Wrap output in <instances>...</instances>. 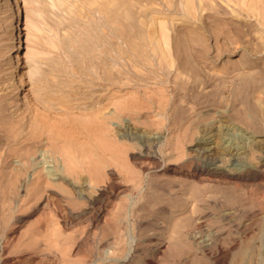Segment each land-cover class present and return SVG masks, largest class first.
I'll list each match as a JSON object with an SVG mask.
<instances>
[{"label":"rangeland","instance_id":"1","mask_svg":"<svg viewBox=\"0 0 264 264\" xmlns=\"http://www.w3.org/2000/svg\"><path fill=\"white\" fill-rule=\"evenodd\" d=\"M263 75L264 0H0V259L264 264Z\"/></svg>","mask_w":264,"mask_h":264},{"label":"bare ground","instance_id":"2","mask_svg":"<svg viewBox=\"0 0 264 264\" xmlns=\"http://www.w3.org/2000/svg\"><path fill=\"white\" fill-rule=\"evenodd\" d=\"M10 1V3L11 2H15V3H17L18 2V0H9ZM100 8V7H99ZM101 8H102V6H101ZM13 14V18H14V20H15V22H16V25H14L13 27H14V29H16V31H15V38L17 39V43L14 45V47H13V51H15V52H13V55L11 56L12 57V59H11V61H10V64L12 65V66H14V72H13V75H12V78L14 79V80H16V92H19V93H21V91L22 90H25V78H24V76H23V67H24V64H25V61H24V57L22 56V54L21 53H19V51L21 50L20 48H22V43H23V41H22V38H23V33H22V30H24V27L22 26V24H21V17H22V10L20 9V7H19V5H17V7H16V10L12 13ZM114 14V13H113ZM116 16V15H115ZM114 16V17H115ZM113 17V18H114ZM116 19V18H115ZM112 20H114V19H112ZM87 41H88V39H87ZM84 42H86V41H84ZM84 46H86V45H84ZM87 47V46H86ZM260 77V76H259ZM260 81H261V84H260V86L261 87H263L264 88V75L261 77V79H260ZM259 81V82H260ZM258 82V81H257ZM241 87V86H240ZM243 87V86H242ZM245 88V87H244ZM244 88H243V90H244ZM253 88V87H252ZM240 89V88H239ZM238 89V90H239ZM242 89V88H241ZM243 90H241V91H243ZM255 90V89H254ZM260 91H262L261 89H260ZM239 92H240V90H239ZM260 93V92H259ZM249 95V94H248ZM247 96V95H246ZM24 98H25V96H24ZM256 99H258V98H256ZM247 100V99H246ZM258 100H260V98L258 99ZM245 101V100H244ZM259 102V101H258ZM259 104H260V102H259ZM258 104V105H259ZM250 110H252V108L250 109ZM211 133H212V130H211ZM209 134V133H208ZM197 140V139H196ZM201 141H202V139H201ZM196 142V141H195ZM204 142V141H203ZM211 142V141H210ZM223 142V141H222ZM222 142H221V133H220V131H216L215 133H214V138H213V140H212V147L211 148H209V150H211V149H213L215 152L216 151H222V152H224V151H226V147L227 148H229L230 146H228L227 145V143L226 144H222ZM224 143V142H223ZM66 144V143H65ZM229 144V143H228ZM67 145V144H66ZM197 145H201V142H196L195 143V146H197ZM68 146V145H67ZM203 147H205V146H203ZM208 147H210V146H208ZM208 147H206L207 149H208ZM205 148V149H206ZM237 148V147H236ZM203 149V148H202ZM206 149V150H207ZM196 150V149H195ZM212 150V151H213ZM197 151H199V150H197ZM228 151H230V150H228ZM67 152H69V151H67ZM206 152H208V151H206ZM203 153H205L204 151H203ZM212 153H214V152H212ZM211 153V154H212ZM216 154V153H215ZM232 154V153H231ZM201 155V154H200ZM199 155V156H200ZM209 155V154H208ZM217 155V154H216ZM229 155V154H228ZM234 155V154H233ZM207 156V155H206ZM213 157H215V156H213ZM220 157V156H219ZM217 160V159H216ZM154 161V160H153ZM210 162V161H209ZM220 164V163H219ZM160 165V164H159ZM188 167V166H187ZM214 167V166H213ZM235 167V166H234ZM46 168V167H45ZM212 169H215V167L214 168H212ZM221 170V169H220ZM233 170V169H232ZM167 171V170H166ZM209 171V170H208ZM224 171H226V170H224ZM228 171V170H227ZM77 175V174H76ZM220 177L221 176H226V177H228L229 179H238V178H242V175L241 174H237V173H235V172H220V175H219ZM219 177V178H220ZM197 178V177H196ZM200 178H201V176H200ZM218 178V179H219ZM197 179H199V178H197ZM196 179V180H197ZM221 179V178H220ZM206 180V179H205ZM217 180V179H216ZM223 180V179H222ZM226 180V179H225ZM218 181V180H217ZM224 181V180H223ZM231 181V180H230ZM234 181V180H233ZM242 181V180H241ZM201 182V181H200ZM221 182V181H220ZM235 183H236V181H235ZM229 185V184H228ZM199 190H201V189H199ZM194 191V190H193ZM197 193V192H196ZM194 194V193H193ZM199 194H201V193H199ZM191 195V194H190ZM204 195V194H203ZM264 195V194H263ZM154 196V195H153ZM201 196V195H200ZM257 196V195H256ZM156 197V196H155ZM168 197V196H167ZM196 197V196H195ZM205 197V196H204ZM237 197V196H236ZM251 197V196H250ZM259 197H261V196H259ZM263 197V196H262ZM148 198V197H147ZM161 198V197H160ZM176 198V197H175ZM203 198V197H202ZM241 198V197H240ZM239 198V199H240ZM254 198H255V196H254ZM156 199V198H155ZM168 199V198H167ZM187 199V198H186ZM198 199V198H197ZM262 199V198H261ZM163 200V199H162ZM176 200V199H175ZM181 200V199H180ZM185 200V199H184ZM201 200V199H200ZM235 200V199H234ZM237 200V199H236ZM245 200V199H244ZM148 201V200H147ZM183 201V200H182ZM240 201V200H239ZM238 201V202H239ZM260 201V200H259ZM172 202V201H171ZM262 202V201H261ZM187 203V202H186ZM244 203V202H243ZM248 203V202H247ZM247 203L246 204H243V205H247ZM250 203V202H249ZM253 203V202H252ZM159 204V203H158ZM158 204H156V205H158ZM182 204V203H181ZM261 204V203H260ZM263 204V203H262ZM163 205V204H162ZM165 205V204H164ZM258 205L259 204H257L256 206L258 207ZM173 206V205H172ZM262 206V205H261ZM242 207V206H241ZM175 208H176V206H175ZM179 208V207H178ZM241 209V208H240ZM242 209H244V207L242 208ZM248 209V208H247ZM252 209V208H251ZM264 209V208H263ZM254 210V209H253ZM179 211V210H178ZM250 211V210H249ZM255 211V210H254ZM253 211V213L254 214H257L258 213V211H256L257 213H255ZM227 212V211H226ZM236 212V211H235ZM252 212V211H251ZM227 213H229V211L227 212ZM224 214V216L226 215L225 213H223ZM221 215V214H220ZM229 215V214H228ZM231 215V214H230ZM250 215V214H249ZM223 216V215H222ZM202 217V216H201ZM229 217V216H228ZM248 217V216H247ZM226 218V217H225ZM256 218V217H255ZM197 219V218H196ZM189 220V219H188ZM191 220V219H190ZM202 220V219H201ZM259 220V219H258ZM195 221V220H194ZM197 221V220H196ZM192 222V221H191ZM198 222H202V221H198ZM186 224V223H185ZM205 224V223H204ZM187 225V224H186ZM197 227V226H196ZM198 229V228H197ZM262 234H263V236H262V239L264 240V233L262 232ZM255 235V234H254ZM253 235V236H254ZM218 236V235H217ZM260 236V237H261ZM259 240V239H258ZM261 240V239H260ZM264 243V242H263ZM184 244V243H183ZM187 244V243H186ZM230 244V243H229ZM258 244V243H257ZM233 245V244H232ZM259 245V244H258ZM264 245V244H263ZM178 246V245H177ZM182 245L180 244V247H181ZM231 248H232V246H231ZM1 250V249H0ZM5 250V249H4ZM229 250V249H228ZM227 250V251H228ZM227 251H226V249H223L222 247H220V245L219 246H216V248H215V251L213 252V253H211V254H209L208 255V258H209V263L208 264H212V263H217V261L220 259V258H222L223 259V257H225L226 255H227ZM5 252V251H4ZM259 252V251H258ZM2 253V252H1ZM263 253V252H262ZM4 254V253H3ZM207 254H205V256H206ZM1 256V255H0ZM260 256H261V254H260ZM15 259V258H14ZM1 260V259H0ZM264 260V259H263ZM9 261H11V260H8V258L4 255V257L2 258V260L0 261V264H14L13 262H9ZM13 261V260H12ZM16 261V260H15ZM19 261H21V260H18V262ZM222 261V260H221ZM149 262H150V260H149ZM148 262V263H149ZM151 263V262H150ZM149 263V264H150ZM241 263V262H240ZM23 264V263H22Z\"/></svg>","mask_w":264,"mask_h":264}]
</instances>
